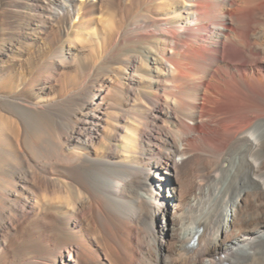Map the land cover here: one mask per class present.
<instances>
[{"label": "bare ground", "instance_id": "obj_1", "mask_svg": "<svg viewBox=\"0 0 264 264\" xmlns=\"http://www.w3.org/2000/svg\"><path fill=\"white\" fill-rule=\"evenodd\" d=\"M134 2L150 18L131 29L148 68L136 57L127 73L118 143H107L102 92L66 138L73 151L29 143L24 126L0 136V264H264V0ZM119 4L12 1L7 21L24 9L30 33L0 51L7 72L39 54V13L91 28ZM23 101L0 93V107Z\"/></svg>", "mask_w": 264, "mask_h": 264}, {"label": "rangeland", "instance_id": "obj_2", "mask_svg": "<svg viewBox=\"0 0 264 264\" xmlns=\"http://www.w3.org/2000/svg\"><path fill=\"white\" fill-rule=\"evenodd\" d=\"M12 1L17 2V0H0V51L18 45L19 40L15 36L30 33L28 26L30 22L24 17L25 13H22L24 9L21 8L16 12L19 16L11 19L13 24L7 21L6 12L9 11V5H12ZM25 1L27 0H18L21 3ZM119 2L121 5L119 4L116 8L98 9L95 12V16L98 17L96 18L97 22L91 28L87 25V17L81 20L86 25L82 24L81 21L78 23L74 19L75 24H78L73 29L68 22L50 20L49 17H43L40 13L39 18L38 16L34 17L35 22H33L37 23L39 20L40 26H44L47 21L49 23L45 33L39 35L42 39L39 40V49L37 48L39 54L36 58L29 64H23V69L16 66V74H14L7 72L14 67L7 64L6 59L0 57V93L11 94L14 91L24 100V103L19 102L18 107L15 105L0 107V136L17 134L16 126H24L28 132L26 137L29 143L31 138H39L40 140L47 136L56 139L65 147V150L73 151L76 147L67 143L66 138L74 127L77 128L78 122L85 123L87 121V115L90 112L88 105L102 92L108 97L102 102L101 109L105 115L110 117H105L107 119L105 134L109 137L113 136L107 143L111 145L118 143L114 139V134L118 132L117 127L122 123L123 111L130 104L128 97L131 95L132 86L127 80V76L131 72L132 63L138 57L143 63L144 70L146 71L148 68L142 55L143 45L139 44L135 37L137 31L132 32L133 25L149 16L147 11L144 12V8L141 9L142 11H137L134 0H119ZM103 11H107V13ZM78 25L81 26L78 27ZM120 27L125 29L123 35L115 34L112 37L113 40L106 36V31L109 32V35L114 34ZM102 35H105V43ZM110 42L115 44L111 46ZM72 45H77L79 56L71 58L67 55ZM104 45L106 48H103ZM60 53L65 54L66 59L58 58L57 54ZM17 74L22 75L24 83L16 82L13 85ZM45 79L54 82L55 88L49 89L51 85H48ZM108 80H116L117 82L115 88L109 93L106 85ZM114 99L117 101H113ZM253 236L256 235L253 234Z\"/></svg>", "mask_w": 264, "mask_h": 264}]
</instances>
